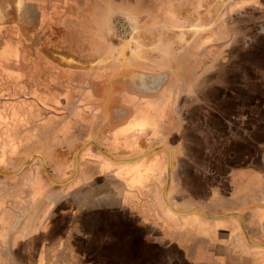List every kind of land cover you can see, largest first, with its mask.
<instances>
[{
	"label": "rangeland",
	"instance_id": "1",
	"mask_svg": "<svg viewBox=\"0 0 264 264\" xmlns=\"http://www.w3.org/2000/svg\"><path fill=\"white\" fill-rule=\"evenodd\" d=\"M79 1L82 5L83 0ZM111 2L105 11L83 13L93 27L88 31L79 25L77 32L86 41V49L79 53L75 47L68 49L63 39L56 44L60 36L65 38L67 26L45 27L39 11L23 12L22 0H0V28L4 27L0 40V172H18L32 158L20 173L0 174V204H18L20 195L27 193L25 181L35 179L26 168L39 166L42 161L36 156L40 152L35 144L26 155L27 115L33 127L48 121L42 120L52 115L47 102L58 105L61 97L76 98L65 91L68 85L125 83L129 87L137 80L146 91L151 86L150 94L156 96L131 98L138 122L118 133L123 145L132 143L131 147L145 149L154 138L131 136V130H139L146 119L155 118L157 105L169 106L160 110L164 112L163 124L174 127L173 111L188 117L191 131L204 133L202 145L205 142L211 164L219 161L220 154L224 156L223 166L231 167L226 160L230 153L238 156L231 165L243 168L249 154L255 173L248 183L252 190L255 178L257 191L264 189V0ZM25 20H30L31 27ZM9 31L16 40L12 54L5 41ZM89 32L93 38L88 44ZM83 43L70 45L80 48ZM88 46L94 54H88ZM137 72H146L149 81ZM54 90L61 93L57 95ZM107 95L102 92L100 98L107 99ZM29 96L32 103H27ZM157 124L153 122L159 132ZM169 132L158 137L164 142ZM175 132L182 142L181 134ZM195 144L199 145V140ZM226 181L213 179L215 185L209 191L215 193H197L194 199L212 211L218 204H232L231 198L224 197ZM255 251L264 253L251 249V253Z\"/></svg>",
	"mask_w": 264,
	"mask_h": 264
},
{
	"label": "crops",
	"instance_id": "2",
	"mask_svg": "<svg viewBox=\"0 0 264 264\" xmlns=\"http://www.w3.org/2000/svg\"><path fill=\"white\" fill-rule=\"evenodd\" d=\"M66 1L22 0L23 12L37 10L42 22L57 27L67 22L61 15ZM111 3L83 0L75 12L78 24L92 29L84 11L102 12ZM25 24L31 27L30 20ZM157 106L155 118L131 130V136L154 138L145 149L117 139L123 128L137 124V116L130 114L131 120L114 127L111 139L102 136L98 142L89 139L78 146L71 177L66 166L52 177L61 184L46 180L37 165L26 168L35 178L25 181L27 193L20 195L18 204H0V264H264V253H251V249L264 250L256 245H264V189L257 191L254 178L251 190L255 173L251 156L246 154L249 161L243 168L231 165L238 156L230 153L229 168L223 166L220 154L219 161L209 163L208 148L205 142L202 145L204 133L192 132L188 117L176 111L174 127L166 126L160 110L169 106ZM154 121L161 123L159 132ZM167 132V139L161 141L158 135ZM48 154L55 168L64 161L53 151ZM216 178L227 180L224 197L231 198L232 204H218L212 211L194 198L197 193L214 194L209 188ZM218 186L217 182L216 192Z\"/></svg>",
	"mask_w": 264,
	"mask_h": 264
},
{
	"label": "flooded vegetation",
	"instance_id": "3",
	"mask_svg": "<svg viewBox=\"0 0 264 264\" xmlns=\"http://www.w3.org/2000/svg\"><path fill=\"white\" fill-rule=\"evenodd\" d=\"M63 4L61 3L60 5L62 6ZM79 5L80 4L78 0H67L62 6L64 7L61 12V15L63 16L62 19H66L67 22L64 21V23L59 24V26H67L68 31L65 38H63V36H60L58 38L56 44H58L59 42L62 43L63 39L67 42L68 49H73L75 47L76 50L81 53L86 49L83 43L85 40L80 36L78 32L76 34V31L80 25L78 24V21L80 19H77L78 13H75L74 15V12L77 11L76 9L79 7ZM72 17H74L75 19H71ZM40 22L41 24H43V26H48L46 23L42 22V20ZM53 27L56 26H50V28ZM28 28L29 27H27V29ZM2 30H4V27L0 28V40L1 38H3V35H1ZM9 34L10 35L7 36L5 41L8 42V51L10 52V54H12L15 48L13 44L16 40L12 37V32L9 31ZM78 37L82 41L83 47L79 48L76 45H70L77 42L75 40L76 38L78 39ZM87 52L89 55L95 53V51L89 46ZM136 74L142 75L145 81H149V75H147L146 72H137ZM149 87L151 86H148V89L146 91V88L143 89V86L138 83V80L135 84L129 85V87L128 84L125 83L113 85L96 83L68 85L65 91L71 92V94L76 98L68 100L64 97H61L60 99H57L58 105L51 101H49V103L47 102L46 107L48 106L50 108V114L52 115H49V117L44 116L42 117V120L48 121L41 120V126L33 127L32 118H28L27 115L26 136L28 145L26 147V155H28V153L32 151L33 144L37 145L39 147L40 154L45 159L47 166L50 169L52 177L56 178V171L58 169L60 170L61 167L66 166V172L68 173L69 179L74 171V154L78 146L82 145L89 139H94L96 142H98V140L102 136L111 139L115 134L116 130L114 129V127L116 125L128 118V120H131L130 114H133L132 109H135L134 103H132V97L147 100L151 99V97L153 96H156V94H150L151 91L149 90L151 88ZM54 91L55 93H57V95L61 93L60 90ZM102 92L103 94L108 92L107 99L105 97L102 99L100 98ZM86 93H88V95L84 98ZM80 95L83 96L82 99L78 98L80 97ZM32 102V97L29 96L27 99V103ZM69 108L71 109V111ZM73 140H78L80 142L72 143ZM70 145L71 147L72 145H75V147L70 148ZM49 151L55 152V156L58 160L64 159V161H61L60 163H58V165H56V168L54 163L50 159L51 157L48 154ZM39 162V167L47 180L48 178L45 174L43 166L44 164L41 160H39ZM64 162L65 165L63 164ZM35 166H32L30 168H34ZM99 178L102 179L103 177Z\"/></svg>",
	"mask_w": 264,
	"mask_h": 264
},
{
	"label": "water",
	"instance_id": "4",
	"mask_svg": "<svg viewBox=\"0 0 264 264\" xmlns=\"http://www.w3.org/2000/svg\"><path fill=\"white\" fill-rule=\"evenodd\" d=\"M135 76V75H134ZM97 148H99L98 146H97ZM156 149H163V150H166L168 153H169V151H168V149L167 148H165V147H157ZM104 155H106L109 159H110V157L106 154V153H104L103 151H101ZM147 155V154H146ZM146 155H143L142 157H144V156H146ZM36 156L37 157H40L41 159H42V161H43V164H44V169H45V174H46V176L48 177V179L51 181V183H53V184H61V183H57V182H55V180H53V178H52V176H51V172L49 171V168H48V166H47V163H46V161H45V159L41 156V155H39V154H36ZM141 158V157H140ZM30 159H32L31 157H30ZM30 159H28L27 161H26V163L23 165V167L18 171V172H14V173H4V172H0V174H5V175H16V174H18V173H20L21 172V170H23L26 166H27V164H28V162L30 161ZM168 180H169V171H168V173H167V182H168ZM167 186V185H166ZM163 197H164V200H165V192H164V194H163ZM257 246H261V247H264V245H259V244H256Z\"/></svg>",
	"mask_w": 264,
	"mask_h": 264
},
{
	"label": "trees",
	"instance_id": "5",
	"mask_svg": "<svg viewBox=\"0 0 264 264\" xmlns=\"http://www.w3.org/2000/svg\"><path fill=\"white\" fill-rule=\"evenodd\" d=\"M244 164V163H243ZM263 166H264V164H263ZM255 170V169H254ZM256 171V170H255Z\"/></svg>",
	"mask_w": 264,
	"mask_h": 264
}]
</instances>
